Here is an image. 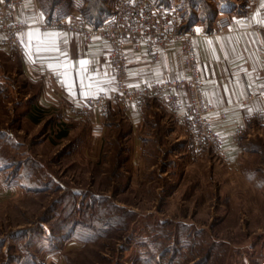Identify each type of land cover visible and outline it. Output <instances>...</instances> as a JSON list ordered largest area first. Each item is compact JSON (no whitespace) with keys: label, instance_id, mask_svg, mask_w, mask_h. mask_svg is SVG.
<instances>
[{"label":"rangeland","instance_id":"rangeland-1","mask_svg":"<svg viewBox=\"0 0 264 264\" xmlns=\"http://www.w3.org/2000/svg\"><path fill=\"white\" fill-rule=\"evenodd\" d=\"M39 1L89 20L118 2ZM169 1L182 17L211 3ZM0 64V264H264V152L214 168L212 156L174 142L172 116L153 98L138 154L122 112L105 113L98 143L86 123L38 110L15 63Z\"/></svg>","mask_w":264,"mask_h":264},{"label":"crops","instance_id":"crops-1","mask_svg":"<svg viewBox=\"0 0 264 264\" xmlns=\"http://www.w3.org/2000/svg\"><path fill=\"white\" fill-rule=\"evenodd\" d=\"M9 1L11 2V8L8 11L9 21H27L28 26L39 28L38 17L54 16L53 12L49 8L43 7L39 0ZM153 1L162 2L161 4L166 8L176 10L179 8L174 7L177 4L175 0L174 4L169 0ZM229 2L211 0L210 7L202 15L199 10H194L189 12L191 17L187 15H183V17L187 28L193 33L192 46L198 60L203 96L214 109L210 114V119L223 140L221 147L224 153L223 159H218L209 150L201 151L197 155L203 159L212 156L213 161H216L213 162L214 168L222 167L233 171L239 169L246 158L261 155L264 152V90H262V86H264V33H262V29H264V0H229ZM182 9L184 11L185 8ZM182 9L179 11L181 12ZM219 10L227 13L231 19L229 29L222 33H216L211 24ZM103 13L101 15L104 16ZM74 15L82 16L81 11L75 9L70 10L64 16ZM28 30L29 27H25L21 34ZM61 33H66L69 41L67 46L61 44V48H66L68 51L67 64L54 59V54L45 52L42 48L37 49L27 42L23 43L24 48L19 53L0 44V54L6 57V59L0 58V61L15 63L18 76L34 87V105L38 110L55 109L61 113L63 119L86 123L88 129L86 133L98 143L109 133L106 114L122 112L132 130L129 141L133 154H138L142 147L137 134L143 125L144 108L142 106L126 108L120 100L115 99L110 102L106 114H101L95 108L86 112L79 111L80 105L88 96L99 90L109 89L114 82L105 83L111 81L113 74L115 75L114 69L103 59V55L110 50V45L96 38L88 48H85L78 33L70 31ZM225 37L240 52L241 59L235 64L231 63L232 57L229 56L228 59H225V53L221 51L228 46L224 42L223 38ZM34 39L44 42L40 32L35 34ZM253 39L255 43L251 42ZM206 41L212 43L206 45ZM245 46H247V51H244ZM206 47L212 49L211 54L206 53ZM38 50L42 53L39 58L35 55ZM124 52L126 82L131 87L146 86L149 78L129 76V70L133 73L140 70H155L162 74L163 80H172L176 73L180 74V78L185 75L179 41L164 47L159 46L157 61L152 60L151 56L144 51H135L131 43L125 45ZM79 59L95 60L96 63H90L86 74L79 70L77 65ZM161 60L163 63H158ZM205 64L208 65L206 72L203 71ZM2 67L0 64L1 69H3ZM65 67L69 69L67 76L63 74ZM95 68H98L99 72L93 71ZM245 71L247 76L244 75ZM75 72H79L78 79L74 76ZM232 73H236V76L233 83L229 85V94H225L224 85L231 78ZM245 79L253 85L251 89L246 88L243 82ZM62 80H65L66 84L72 85V88L62 85ZM183 97L185 102L189 100L187 91H184ZM229 97L230 103L228 102ZM162 106L164 107V105ZM170 115L173 128L168 131L169 135L176 143H185L186 145L187 142L188 144L189 139L186 131L182 130L178 124V114L170 112ZM208 163L210 162L208 161Z\"/></svg>","mask_w":264,"mask_h":264},{"label":"built area","instance_id":"built-area-1","mask_svg":"<svg viewBox=\"0 0 264 264\" xmlns=\"http://www.w3.org/2000/svg\"><path fill=\"white\" fill-rule=\"evenodd\" d=\"M11 2L0 4V44L16 52L23 50L20 34L26 27L24 22L8 20ZM39 24L40 32L56 30L75 32L81 37L85 48L99 38L110 45L103 55L104 61L114 69L115 80L109 89H102L88 96L79 107L86 112L93 108L105 114L110 102L118 99L123 105L140 107L148 98L158 100L165 109L178 114V124L188 136L193 153L209 150L218 159L224 158L222 137L213 127L210 114L213 107L203 96L197 56L192 46L193 33L186 26L176 9L166 8L160 1L118 0L108 14L94 19L82 16H47ZM216 33L229 29L231 19L224 11H218L211 22ZM179 41L185 75L176 80L141 87H130L126 82V57L124 48L131 43L135 51H144L157 61L159 46ZM154 53V55H153ZM187 91L189 100L184 101Z\"/></svg>","mask_w":264,"mask_h":264},{"label":"snow or ice","instance_id":"snow-or-ice-1","mask_svg":"<svg viewBox=\"0 0 264 264\" xmlns=\"http://www.w3.org/2000/svg\"><path fill=\"white\" fill-rule=\"evenodd\" d=\"M5 3V0H0V4H3ZM38 22L43 24V19H42V16L38 17L37 18ZM26 27H29V30L23 34L20 35V39H21V42L24 43V42H27V43H30L32 45H34L35 47H37V49H44L45 52H49V53H52L54 54L53 55V58L58 60V61H62L64 64H67L68 63V51L66 50V48H61V44L67 46L69 41H68V37H67V34L66 33H61V32H57V31H43V32H40V29L39 28H35V27H30L28 26V23L27 21L24 22ZM37 32H40V35L43 39V43L39 40H35L34 37H35V34ZM262 33H264V29H262ZM224 39V42L226 45L225 48L221 49V51H223L225 53V59H228V57H232V60H231V63H236L238 60L241 59V55H240V52L238 50V48L236 46H233L232 45V42L229 41V39L227 37L223 38ZM252 43H255V40L253 39L251 41ZM212 42L211 41H206L205 44L208 45V44H211ZM206 53L207 54H211L212 52V49L211 48H207L205 49ZM244 51H247V46H245L244 48ZM35 55L39 58L42 53L38 50ZM154 55V53H153ZM90 63L92 64H95L96 61L95 60H88V59H79L77 61V65L79 66V70L80 71H83L87 74V71H88V66L90 65ZM158 63H163V61H158ZM110 66V64H109ZM208 69V65L205 64L204 65V68H203V71H207ZM93 71H96V72H99V69L98 68H95L93 69ZM69 72V69L67 67H65L63 69V74L65 76H67ZM107 75V73H105ZM57 75H60V73H57ZM128 75L129 76H132V75H135V76H138V77H141V78H144V77H147L149 78L148 79V86L151 87L153 84H160V83H164V80H163V76L162 74L156 72L155 70H140V71H137L135 73H133L131 70H129L128 72ZM214 75V73H213ZM245 76H247V72L245 71L244 73ZM74 76L78 79L79 78V72H75L74 73ZM236 76V73H232L231 75V78L228 80V82L224 85V93L225 94H229V85L233 83V79L235 78ZM180 78V74L179 73H176L173 77H172V80H176ZM115 80V75L113 74V77H112V80L111 81H106L105 83H112V81ZM245 86L247 89H251L252 88V84L251 83H248L247 80H243ZM62 85L64 86H67L69 88H72V85H68L66 84V81L65 80H62L61 81ZM131 87V85H129ZM138 87V86H137ZM262 90H264V86H262ZM232 94H235L234 92H232ZM211 102V101H209ZM228 102L230 103L231 102V99L229 97V100Z\"/></svg>","mask_w":264,"mask_h":264},{"label":"trees","instance_id":"trees-1","mask_svg":"<svg viewBox=\"0 0 264 264\" xmlns=\"http://www.w3.org/2000/svg\"><path fill=\"white\" fill-rule=\"evenodd\" d=\"M94 2H97V1H94ZM96 7H99V8L103 7V4H101L100 0H99V2H98ZM99 8L96 9V11H95L96 14L101 13V10H100L101 8L100 9ZM30 118H32V117H30ZM33 118H35V117H33ZM58 134H59V136H65L66 135V130L65 129H60V132Z\"/></svg>","mask_w":264,"mask_h":264}]
</instances>
